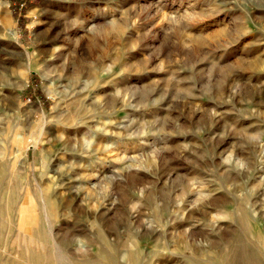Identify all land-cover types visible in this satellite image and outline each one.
<instances>
[{
    "label": "rangeland",
    "instance_id": "1",
    "mask_svg": "<svg viewBox=\"0 0 264 264\" xmlns=\"http://www.w3.org/2000/svg\"><path fill=\"white\" fill-rule=\"evenodd\" d=\"M0 165V264H264V0H0Z\"/></svg>",
    "mask_w": 264,
    "mask_h": 264
},
{
    "label": "bare ground",
    "instance_id": "2",
    "mask_svg": "<svg viewBox=\"0 0 264 264\" xmlns=\"http://www.w3.org/2000/svg\"><path fill=\"white\" fill-rule=\"evenodd\" d=\"M5 177H6V172L3 168V166L0 165V191H1V193L3 190L2 184L5 180ZM11 179L13 180L14 178L11 177ZM17 185H18V183L16 181L14 187L17 188ZM20 191H21V189H20ZM37 198H38L37 203H39V205H40V212H41L43 220L40 223L39 227H37L35 225L34 228H31V226H32L31 225V226L26 228L24 225L25 222L28 221L31 223V221H32V215L28 214V212L30 211V206L33 205L32 198L31 197L28 198L27 202H26V197L23 196L21 198L16 192H14V190H9L8 192H6L7 206L11 207V209H13L16 213L17 231L19 233L23 234L26 249H29V247L32 246L31 244L35 242V235L34 234H37V233L40 234L41 233L44 235V237H47V235L49 234L48 231L50 230L49 220L51 219V217L54 214L53 204L45 194L40 193V194H38ZM31 233H33V234L31 235ZM46 246H47L46 249L48 250L47 256L43 257V258L37 257V259H38V261H40L43 264H52L54 261H56L55 258L52 256L53 255L52 249H54L53 244L47 243ZM26 251H28V250H26ZM31 259L34 260L35 256L32 255ZM226 261L230 262L231 260L226 259ZM102 262L108 263V264H118L117 256L111 255L109 257L104 258L102 260ZM261 262H262V260H256V264H261ZM196 263L201 264L200 261H196ZM98 264H100V263H98Z\"/></svg>",
    "mask_w": 264,
    "mask_h": 264
}]
</instances>
